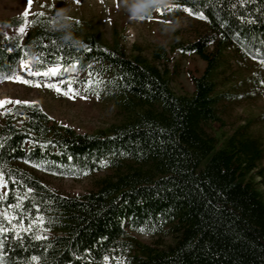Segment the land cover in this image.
Instances as JSON below:
<instances>
[{"label": "trees", "instance_id": "trees-1", "mask_svg": "<svg viewBox=\"0 0 264 264\" xmlns=\"http://www.w3.org/2000/svg\"><path fill=\"white\" fill-rule=\"evenodd\" d=\"M165 5L207 22V32L177 44L205 62L201 74L190 73V93L172 89L177 70L170 73L166 49H154L151 60L128 55L118 37L105 44L58 11L33 15L24 39H0V79L27 58L35 71L58 65L54 78L82 72L78 82L126 115L78 132L32 102L4 112L0 264H264L263 149L245 125L220 131L219 105L231 93L217 89L225 50L264 65V0H155L143 15ZM18 161L56 175L114 173L96 189L70 195ZM134 232L172 241L147 243Z\"/></svg>", "mask_w": 264, "mask_h": 264}, {"label": "rangeland", "instance_id": "rangeland-1", "mask_svg": "<svg viewBox=\"0 0 264 264\" xmlns=\"http://www.w3.org/2000/svg\"><path fill=\"white\" fill-rule=\"evenodd\" d=\"M155 0H0V39L7 35L26 38L31 30L30 20L36 13L49 15L58 11L81 20L80 33H94L105 44H112L114 37L123 43L128 55L140 52L151 60L157 47L166 49L169 56L170 85L176 93H190L193 89L190 73L201 74L205 62L196 54H181L179 42H189L207 32V22L200 15L186 11V7L165 5L153 10L151 16L143 15L145 7ZM163 9V12L158 9ZM27 12V15L24 13ZM6 21H14L8 24ZM23 25V32L18 31ZM137 47L136 49H134ZM224 60L218 69L217 89L230 96L221 100L219 114L223 121L220 131L224 135L235 131L240 125L248 134L258 137L264 164V65L251 58H241L232 50L224 51ZM33 59L21 61L17 72L0 79V125L4 112L16 101H29L39 105L52 118L71 125L78 132H93L121 122L125 113L112 98L96 92L92 86L78 82L82 72L75 71L62 78H54L50 67L48 73L32 69ZM162 68L160 61L156 62ZM39 73V74H36ZM16 77L31 81L24 83ZM77 83L75 86L74 84ZM57 87H48V85ZM41 177L52 188L66 194H84L94 190L101 180L114 173L104 168L79 177L56 175L45 171L38 164L26 161L16 163ZM0 190L4 183L0 180ZM147 243L164 244L172 241L171 235L152 236L133 233ZM119 264H126L123 261Z\"/></svg>", "mask_w": 264, "mask_h": 264}, {"label": "snow or ice", "instance_id": "snow-or-ice-1", "mask_svg": "<svg viewBox=\"0 0 264 264\" xmlns=\"http://www.w3.org/2000/svg\"><path fill=\"white\" fill-rule=\"evenodd\" d=\"M77 2H79V0H77ZM29 4H30V0H29ZM158 10L161 11V13L163 12V9L162 8L161 9H158ZM185 10L186 11H189L190 13L192 12V10L191 9H188V8H185ZM192 14H194V15H201L202 16V14H200V13H192ZM24 15H27V12L24 13ZM40 15H43V13H40ZM23 27L24 26L21 25L20 28L18 29V31H20L22 33L23 32ZM50 71H51V73L55 74L57 72V69L54 67ZM36 74H39V73H36ZM45 74H48V73H45ZM16 79L21 80L24 83H31V81L23 80L22 77H16ZM48 87H57V86L56 85L49 84ZM57 91H61V89L59 87H57ZM6 102H8V101H0V105H2L3 103H6ZM16 103H25V104H27V103H31V102H29V101H16ZM141 230H143V229H141ZM33 259H35V258H33Z\"/></svg>", "mask_w": 264, "mask_h": 264}]
</instances>
